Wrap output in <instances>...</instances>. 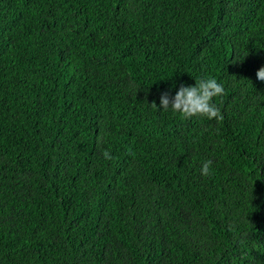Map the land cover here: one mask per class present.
I'll list each match as a JSON object with an SVG mask.
<instances>
[{
	"label": "trees",
	"instance_id": "obj_1",
	"mask_svg": "<svg viewBox=\"0 0 264 264\" xmlns=\"http://www.w3.org/2000/svg\"><path fill=\"white\" fill-rule=\"evenodd\" d=\"M262 66L264 0H0V264H264Z\"/></svg>",
	"mask_w": 264,
	"mask_h": 264
},
{
	"label": "clouds",
	"instance_id": "obj_2",
	"mask_svg": "<svg viewBox=\"0 0 264 264\" xmlns=\"http://www.w3.org/2000/svg\"><path fill=\"white\" fill-rule=\"evenodd\" d=\"M256 77L258 80L264 81V66L257 70ZM224 90L225 84L216 76L201 77L199 80H195L194 84L181 83L173 95H169V92L161 93L159 105L153 104L160 111L178 114L186 119L200 115L218 117L220 109L213 98L223 93ZM105 156H108L107 152H105ZM210 164V160L203 161L201 171L209 173Z\"/></svg>",
	"mask_w": 264,
	"mask_h": 264
}]
</instances>
